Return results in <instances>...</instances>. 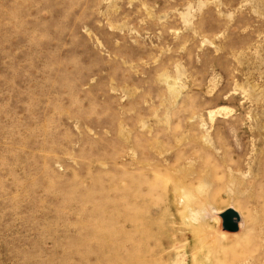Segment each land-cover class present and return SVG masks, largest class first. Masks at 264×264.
I'll use <instances>...</instances> for the list:
<instances>
[{"label": "rangeland", "instance_id": "374dc122", "mask_svg": "<svg viewBox=\"0 0 264 264\" xmlns=\"http://www.w3.org/2000/svg\"><path fill=\"white\" fill-rule=\"evenodd\" d=\"M0 264H264V0H0Z\"/></svg>", "mask_w": 264, "mask_h": 264}, {"label": "bare ground", "instance_id": "6f19581e", "mask_svg": "<svg viewBox=\"0 0 264 264\" xmlns=\"http://www.w3.org/2000/svg\"><path fill=\"white\" fill-rule=\"evenodd\" d=\"M182 177V176H181ZM180 181V180H179ZM182 181V180H181ZM178 182V181H177ZM181 183V182H180ZM177 184V183H176ZM183 185V184H182ZM187 197V196H186ZM190 198V197H189ZM242 218V217H241ZM216 221H217V219H216ZM239 229L240 230H242V223H240L239 224ZM237 233H234V234H232V235H236Z\"/></svg>", "mask_w": 264, "mask_h": 264}, {"label": "trees", "instance_id": "16d2710c", "mask_svg": "<svg viewBox=\"0 0 264 264\" xmlns=\"http://www.w3.org/2000/svg\"><path fill=\"white\" fill-rule=\"evenodd\" d=\"M228 214H230V213H228ZM230 216V215H229ZM226 219H228V216L226 217ZM226 222V221H225Z\"/></svg>", "mask_w": 264, "mask_h": 264}, {"label": "water", "instance_id": "95a60500", "mask_svg": "<svg viewBox=\"0 0 264 264\" xmlns=\"http://www.w3.org/2000/svg\"><path fill=\"white\" fill-rule=\"evenodd\" d=\"M232 227V226H231Z\"/></svg>", "mask_w": 264, "mask_h": 264}]
</instances>
